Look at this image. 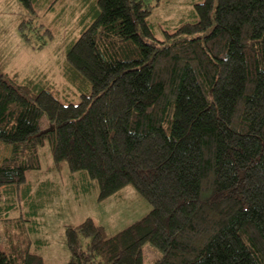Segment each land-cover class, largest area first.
Returning <instances> with one entry per match:
<instances>
[{
    "label": "trees",
    "instance_id": "1",
    "mask_svg": "<svg viewBox=\"0 0 264 264\" xmlns=\"http://www.w3.org/2000/svg\"><path fill=\"white\" fill-rule=\"evenodd\" d=\"M18 1L20 37L52 39L35 0ZM81 2L63 67L78 103L0 64V142L11 148L0 164V264H46L2 217L41 168L46 140L53 168L66 162L84 193L95 182L105 200L131 185L152 205L112 236L92 219L66 227L67 264H145L147 244L154 264H264V0H194L162 29L152 21L162 0Z\"/></svg>",
    "mask_w": 264,
    "mask_h": 264
},
{
    "label": "rangeland",
    "instance_id": "2",
    "mask_svg": "<svg viewBox=\"0 0 264 264\" xmlns=\"http://www.w3.org/2000/svg\"><path fill=\"white\" fill-rule=\"evenodd\" d=\"M52 1L35 0L34 6L37 23L44 25L40 32L49 29L55 36L50 39L48 34L38 35L33 31L31 43H27L18 32L19 23L26 18L27 12L18 0H0V64L4 72L17 75L19 81L40 78L58 89L57 96L61 102L78 103V96L66 88L63 67L70 41L79 38L82 33L78 20L88 5L83 10L81 0H54L51 5ZM192 1L162 0L153 23L162 29L168 23L178 22L183 16L187 19L194 9ZM43 42V47H37ZM53 92L56 94L55 90ZM48 125L47 118L43 117L41 126L45 129ZM48 143L46 140L38 153L41 168L26 172L27 181L21 187V196L17 197L14 207L2 215L20 226L21 232L28 234L32 250L41 255L46 264L69 262L66 227H76L92 219L104 227L108 236H112L140 221L152 210V205L131 185L105 200L99 199L95 182L94 188L84 193L80 187L82 185L79 183L77 186L70 178L66 162L62 163L59 170L53 168ZM10 150V146L0 142V164L10 156ZM26 186L30 191L24 193ZM6 238L4 223L0 222V250L4 252L9 251ZM144 253L145 264H154L160 256L150 244L145 246Z\"/></svg>",
    "mask_w": 264,
    "mask_h": 264
}]
</instances>
